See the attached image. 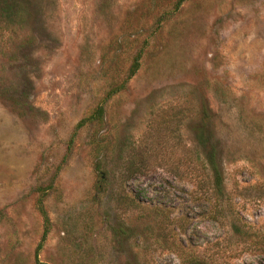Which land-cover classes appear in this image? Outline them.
<instances>
[{"label":"rangeland","instance_id":"374dc122","mask_svg":"<svg viewBox=\"0 0 264 264\" xmlns=\"http://www.w3.org/2000/svg\"><path fill=\"white\" fill-rule=\"evenodd\" d=\"M5 1L0 264H264V0Z\"/></svg>","mask_w":264,"mask_h":264},{"label":"trees","instance_id":"16d2710c","mask_svg":"<svg viewBox=\"0 0 264 264\" xmlns=\"http://www.w3.org/2000/svg\"><path fill=\"white\" fill-rule=\"evenodd\" d=\"M182 1H184V0H178L176 2V7L179 6L182 3ZM5 5H6V1L4 0V13L6 14L7 10H9V8L7 6H5ZM137 67H138V62H137V60H135L134 66H133V68L131 70V74H133L136 71ZM102 113H103V107H101V105H98L95 108V110L93 111V113L87 119L90 120V119H93L94 117H101ZM83 121H81L80 123H82ZM78 125H80V124H78ZM198 143L201 144V145H205V141L202 138L198 139ZM212 152H209L206 155V158H205L206 159V162H205L206 165L205 164L204 165L207 166V168L209 169L213 190L215 192H218V193L221 194L223 192V186H222L223 174H222L221 169L217 165L216 157H215V155ZM220 196H222V195H220ZM38 207H39V210H40V212H41V214L43 216L44 230H43V233H42L41 242L37 246V250L40 249V247H41V243L43 242V240H44V238H45V236L47 234L48 224H49L48 216H47V214H46V212H45V210L43 208L42 198L41 197L38 199ZM234 229H236V231L241 232V230L239 228L238 229L234 228ZM35 263L36 264H45L43 262H40L37 259L35 260ZM187 264H206V263L203 260L196 259V256H194V257H191L188 260Z\"/></svg>","mask_w":264,"mask_h":264}]
</instances>
